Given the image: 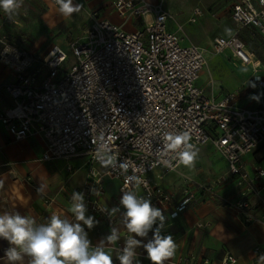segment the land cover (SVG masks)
<instances>
[{
	"label": "built area",
	"instance_id": "1",
	"mask_svg": "<svg viewBox=\"0 0 264 264\" xmlns=\"http://www.w3.org/2000/svg\"><path fill=\"white\" fill-rule=\"evenodd\" d=\"M49 1L57 6L55 0ZM112 6L119 24L89 11L83 37L67 40L64 46L51 45L42 54L11 46L0 36V62L14 72V80L3 86L10 103L0 108V126L15 140L39 134L45 142L42 160L83 156L90 169L75 191L84 192L88 208L104 218L108 217L100 211L105 208L101 176L91 169L95 164L106 165L104 174L118 180L121 195L124 188L140 189L138 195L150 198L155 206L171 208L173 216L198 202L202 196L197 192H205L243 220H253L247 212L251 201L264 208V167L245 157L264 143V106L237 105L235 91L220 98L207 94L197 84L207 49L185 43L180 24L177 32L168 30L172 14L160 2L114 0ZM203 14L199 5L194 6L188 22L195 23ZM230 16L240 28H256L264 35V0H236ZM129 24L131 31L125 29ZM210 50L229 52L240 65H252L251 78L264 88L252 53L236 32L214 37ZM180 131H188L197 148L212 146L225 161L226 171L207 183L184 176L174 203L149 173L158 170L162 176L174 171L157 161L172 159L175 166L174 154L162 153L163 135ZM105 151L130 163L126 174L99 158ZM228 178L237 186L236 199L215 191ZM90 187L99 195L89 194ZM236 262L227 252L220 264Z\"/></svg>",
	"mask_w": 264,
	"mask_h": 264
},
{
	"label": "crops",
	"instance_id": "2",
	"mask_svg": "<svg viewBox=\"0 0 264 264\" xmlns=\"http://www.w3.org/2000/svg\"><path fill=\"white\" fill-rule=\"evenodd\" d=\"M113 1L74 0V3L83 5L81 12L74 13L71 18L65 19L58 13L57 7L48 0H24L23 7L12 19L5 18L3 11H0V27L1 23L5 21L11 22L6 28L4 26L0 28V36H4L9 45L31 53L40 52L36 49L45 45L42 49L45 53L51 45L64 46L67 40L83 37L88 25L80 36H73L67 32L63 33L61 38L59 36L55 41L49 43L52 32H55L57 28L63 30L64 27H67L70 31L77 28L81 20L88 18L89 11H96L99 18L119 24L121 19L113 9ZM148 1L160 2L163 9L172 14V18L166 23L168 30L177 32V25L180 24L183 30L179 33L183 36L185 43L191 41L207 49L205 53L207 62L197 80V84L207 94L220 98L226 92L235 91L237 105L248 108L264 106V88L259 87L251 78L253 66L240 65L232 59L229 52L214 53L210 50L211 42L216 36H230L235 32L237 34L240 32L243 37L246 31L259 33L256 28H240L236 25L237 28L232 31L219 26L215 21H210L204 16L205 12L195 22L198 26H193L195 23H189L187 16L196 6L193 4L194 2L187 0L183 8L175 9L174 5L165 0ZM201 8L203 9V7ZM180 12H183V21L179 18ZM230 19L232 20L231 16ZM125 29L131 31L134 28L132 24H129L125 25ZM58 39L60 40L58 41ZM245 44L248 51L252 53L257 73L264 77V45L260 42L254 45L249 41H246ZM1 47L0 43V49ZM13 80V70L0 62V108L10 103L3 86ZM252 95H259V102L250 99ZM44 147V139L39 134H29L20 140H15L0 126V214L19 211L23 215L33 216L38 223H44L52 213H58L74 221V217L68 211L70 195L82 186L90 167L83 156L42 160L41 155ZM208 148L214 150L210 145L198 148L199 153L203 154L200 157L202 162H208L203 164L206 165L203 169H200L202 174L208 175L205 179H200L204 183L210 182L226 171V163L222 157L223 169L219 167V163H217V168H213L214 164L210 154L205 153ZM261 152H264V143L251 155L246 156H251V161L245 157L246 161L254 162V158ZM203 156H206L207 159ZM91 169L101 176L104 190L101 202L108 208L118 206L121 197L118 180L104 174L106 165L95 164ZM183 171L192 172L195 169L181 165L176 170L162 176H159L158 170L150 172L149 176L155 184L171 194L172 202L175 203L180 198L183 177L193 176L185 174ZM172 173L180 175L177 186L173 182L179 175L175 177ZM37 189H42V191L38 192ZM135 191L140 193V189ZM215 191L218 196L227 199L238 197V189L232 178L222 182ZM197 193L202 196L201 199L198 202L190 203L176 216L171 214V208L157 206L167 218L164 234L173 235L178 244L175 256L165 264L185 262L186 260L189 261V264H220L223 255L227 252L237 258L235 264H259L258 257L260 254H264V208L253 199L247 210L253 220L245 221L235 210L221 205L216 197L210 198L209 194L205 192ZM123 211L121 208L120 212L109 220L88 208L87 214L95 216L100 221L97 226L88 230L93 245L103 241L111 227H117L120 230L121 240L115 244L105 242V247L114 250L117 249L115 247L117 244H123L124 239L129 235L122 224ZM149 235L151 236V233ZM8 246L7 241L0 240V264H9L4 256V249ZM257 246L262 249L257 250ZM137 252L141 264H150L143 248H138ZM115 255L116 253L113 251L115 264H119V261L115 260ZM205 259L208 261L207 263L203 262ZM29 261L30 258L25 257L22 264H29Z\"/></svg>",
	"mask_w": 264,
	"mask_h": 264
},
{
	"label": "clouds",
	"instance_id": "3",
	"mask_svg": "<svg viewBox=\"0 0 264 264\" xmlns=\"http://www.w3.org/2000/svg\"><path fill=\"white\" fill-rule=\"evenodd\" d=\"M55 4L58 13L65 19L80 13L83 7L80 3H74V0H55ZM23 5L24 0H0V11L12 19ZM250 99L259 102L260 97L252 95ZM191 139L188 131L165 132L162 153H173L175 166L172 159H160L157 162L172 170L181 165L194 168L199 149ZM107 151L100 154L99 158H106L113 169L122 175L126 174L130 163L127 160L117 161L116 156L107 155ZM131 179L139 183L135 177ZM88 191L89 194L99 195L95 187H90ZM121 192L118 206L105 207L100 211L111 220L121 208L124 210L122 224L129 235L124 239L122 247L114 250L105 247V242L115 244L121 240L117 227H111L104 240L93 245L88 230L100 221L87 214L85 193L74 191L68 210L74 221L58 213H52L44 223H38L33 216L23 215L19 211L0 214V240L7 241L9 245L4 249V256L9 264H22L25 257L30 258L29 264H115V251V260L119 264H141L137 249L143 248L150 264H165L175 256L178 248L173 235L164 234L166 216L150 198L138 195L137 191L124 188ZM258 262L264 264V254L259 255Z\"/></svg>",
	"mask_w": 264,
	"mask_h": 264
},
{
	"label": "rangeland",
	"instance_id": "4",
	"mask_svg": "<svg viewBox=\"0 0 264 264\" xmlns=\"http://www.w3.org/2000/svg\"><path fill=\"white\" fill-rule=\"evenodd\" d=\"M165 1L169 2L171 5H174L173 7H176L175 9H178L180 7L183 8L186 5V2H187V0H165ZM188 1H191L192 3L194 2L193 3L194 5H200L201 7H203V10H205L204 11L205 12L204 16H206V18H208L210 21H215L219 26H221L223 28H229L232 31L237 28L236 24H234L233 21L230 19V5H231L232 2H235V0H188ZM55 7H57V6H55ZM162 7H163V5H162ZM182 13L181 12L179 13V18H181V20L183 21ZM188 16H190V13H189ZM188 16H187V18H188ZM89 22H90L89 18L86 17V19H83V20H81L79 22V26H77V28H73L71 31L67 27H64L63 30H60L59 28H57L55 32L51 33V37L49 39V41H50L49 43L55 41L56 38H58L59 36L61 38V35L63 33H67V32H69V34L73 35V36L82 35L83 30L87 27ZM8 23L11 24V22H9V21L8 22L5 21V22L1 23L2 25H1L0 28H2L3 26H4V28H6L9 25ZM193 26H198V24L195 23V24H193ZM221 27H219V28L221 29ZM182 30H183V27H182ZM238 36L244 41V43L246 41H249L250 43L255 45V44H258L260 42V43H262V45H264V35H262L260 33H255V32L251 33L249 31H246L244 33V36L242 37V34L240 32H238ZM59 40L60 39H58V41ZM189 42H191V41H189ZM204 46H207V45H204ZM44 47H45V45L41 46V47H38L36 50L40 51V52H38L37 54L44 53L42 51V49ZM204 146H206V145H204ZM207 150L208 151L205 152V153L206 154L207 153L210 154V156H211L210 158L212 159L213 164H214L213 168H217L216 167L217 163H219V165H220L219 167H221V169H223L224 163H223V160H222L221 156L218 153H216L214 150L210 149V148H208ZM202 155L203 154L198 153V157H197V160L195 162V167L193 168V169H195L196 172L195 171H192V172L183 171V173L189 174V175H193V176H188V177L193 178L195 180L205 179V177H207L208 175L202 174V171L200 169H203V167L206 166V165L204 166L203 164H207L208 162L207 161L202 162V158H200V157H202ZM203 158H206V156L205 157L203 156ZM246 159L251 161V156L246 157ZM254 159H255V160H253L254 162H258L259 165L264 167V152L259 153ZM172 175L177 177L179 174L172 173ZM175 177H174V179H175ZM179 178H180V175L176 179V181L174 180V182H173L174 185L177 186V184L179 183L178 182Z\"/></svg>",
	"mask_w": 264,
	"mask_h": 264
}]
</instances>
